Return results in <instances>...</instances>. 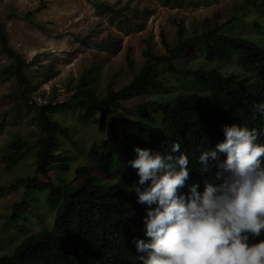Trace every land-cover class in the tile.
Wrapping results in <instances>:
<instances>
[{"label":"trees","instance_id":"obj_1","mask_svg":"<svg viewBox=\"0 0 264 264\" xmlns=\"http://www.w3.org/2000/svg\"><path fill=\"white\" fill-rule=\"evenodd\" d=\"M85 1L97 12L108 13L120 31L136 19L144 18V11L137 8L118 10L114 5L97 0ZM161 1L165 6L174 7L183 6L188 0ZM241 8L244 7L241 5ZM250 11L264 21V0H253ZM224 25H216L189 38H184L180 30L173 46L164 32H160L164 54H156L146 41L143 64L126 86L120 90L108 89L105 96H98L93 84L98 80L99 71L94 69L79 78L67 103L52 107L32 102V84L26 73L28 63L9 46L0 22V54L10 62L0 70V82H15L17 89L6 99L16 101L18 111H33L31 122L38 131L33 144L24 139L10 142L6 147L7 155L2 158V162L10 166L30 154L34 163L33 177L15 181L24 193L9 218L17 219L20 208L30 207L27 196L32 190L47 191L48 208L54 213L52 231L42 230L26 236L11 254L0 256V264H140L134 241H149L142 223L147 206L137 203L135 192L129 190L139 180L138 170L128 163L136 159L134 148L165 155L187 154L188 167L192 170L188 185L198 184L197 190L202 193L205 182H214L209 175L211 172L200 173L198 157L203 151L215 150V146L224 141L225 125L256 128L262 133L260 138H264V116L254 107L264 103V44L259 46L240 37L226 36ZM193 47L198 64L187 67L183 58ZM232 60L249 77L239 79L236 75H224L219 68L206 69V64ZM126 64L133 70L130 53ZM168 81L174 84L169 85ZM146 97L151 100L137 105L132 114L121 115L124 104ZM55 108L76 109L83 125H101L107 118L114 123V117L120 114L119 129L114 128L115 142L106 140L91 146L87 155L90 167H78L75 174L81 178L76 183L63 179L52 183L49 177L70 171V158L57 152L59 137L73 142L69 130L52 119ZM2 129L1 124L0 131ZM174 143L181 145L180 152L171 153ZM219 155L220 159L225 157L223 153ZM99 176L105 180L101 181ZM38 177L45 182L39 183ZM218 183L220 181L214 184ZM181 191L186 194L188 188ZM258 242L256 238L250 239V243Z\"/></svg>","mask_w":264,"mask_h":264},{"label":"rangeland","instance_id":"obj_2","mask_svg":"<svg viewBox=\"0 0 264 264\" xmlns=\"http://www.w3.org/2000/svg\"><path fill=\"white\" fill-rule=\"evenodd\" d=\"M97 1L114 5L118 10L137 8L144 11V18L136 19L120 31L108 13L97 12L85 0H0V22L8 44L28 63L26 73L32 84L33 103L52 107H58L60 101L67 103L79 78L94 69L99 71L98 80L93 84L98 96H105L108 89L120 90L143 64L146 41L151 43L156 54H164L160 32H164L173 46L180 30L184 38H189L216 25H224L229 17L228 25L223 27L226 36L240 37L259 46L264 44V21L250 11L253 0H188L183 6L174 7L165 6L161 0ZM241 5L246 11L240 9ZM128 53L133 70L126 64ZM198 60L195 47L183 58L187 67L196 66ZM9 63L0 54V70ZM206 65L207 70L219 68L226 76L249 77L234 60ZM168 83L174 84L173 81ZM16 89L13 80L0 82V125H3L0 131V256L11 254L26 236L53 230L54 213L48 208L47 191H30L27 196L30 207L20 208L17 219L9 218L24 193L15 181L33 177L34 163L30 154L10 166L5 165L2 158L7 155V145L15 139L33 144L38 137L37 128L31 122L33 111H18L17 102L6 99ZM150 100L151 97H146L124 104L121 115L132 114L137 105ZM119 115L114 117V123L107 118L101 125H83L76 109L52 110V119L67 128L73 137V142L59 137L57 152L70 158V171L60 176L50 174L52 183L58 179L76 183L81 178L75 171L79 166L90 167L87 155L91 146L106 140L115 142L114 128L119 129ZM91 173L97 175L94 171ZM38 182L45 181L38 177Z\"/></svg>","mask_w":264,"mask_h":264},{"label":"clouds","instance_id":"obj_3","mask_svg":"<svg viewBox=\"0 0 264 264\" xmlns=\"http://www.w3.org/2000/svg\"><path fill=\"white\" fill-rule=\"evenodd\" d=\"M254 107L264 116V103ZM222 131L224 141L198 157L200 173L220 181L205 182L202 193L188 185L187 154L134 148L136 159L128 163L139 180L129 190L147 206L142 223L149 241H134L140 264H264V138L237 124ZM180 149L174 143L171 153ZM254 238L259 242L250 243Z\"/></svg>","mask_w":264,"mask_h":264},{"label":"built area","instance_id":"obj_4","mask_svg":"<svg viewBox=\"0 0 264 264\" xmlns=\"http://www.w3.org/2000/svg\"><path fill=\"white\" fill-rule=\"evenodd\" d=\"M59 104H63V102L62 101H60V103Z\"/></svg>","mask_w":264,"mask_h":264}]
</instances>
